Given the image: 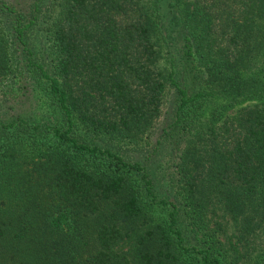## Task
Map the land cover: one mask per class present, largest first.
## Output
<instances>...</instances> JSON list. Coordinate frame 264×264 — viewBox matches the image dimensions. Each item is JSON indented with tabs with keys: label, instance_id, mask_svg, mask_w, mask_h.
<instances>
[{
	"label": "trees",
	"instance_id": "trees-1",
	"mask_svg": "<svg viewBox=\"0 0 264 264\" xmlns=\"http://www.w3.org/2000/svg\"><path fill=\"white\" fill-rule=\"evenodd\" d=\"M0 264H264V0H0Z\"/></svg>",
	"mask_w": 264,
	"mask_h": 264
},
{
	"label": "rangeland",
	"instance_id": "rangeland-1",
	"mask_svg": "<svg viewBox=\"0 0 264 264\" xmlns=\"http://www.w3.org/2000/svg\"><path fill=\"white\" fill-rule=\"evenodd\" d=\"M49 103L45 100L42 95L31 96V99L28 100L26 97L18 96L13 100L14 111L20 112L21 114H30L38 119H45L48 117V114L52 115ZM232 229V228H229Z\"/></svg>",
	"mask_w": 264,
	"mask_h": 264
}]
</instances>
